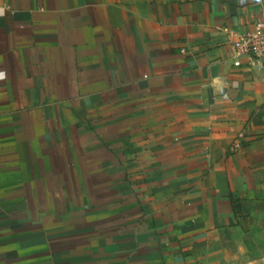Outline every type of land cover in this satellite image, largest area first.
Returning <instances> with one entry per match:
<instances>
[{
  "label": "crops",
  "instance_id": "1",
  "mask_svg": "<svg viewBox=\"0 0 264 264\" xmlns=\"http://www.w3.org/2000/svg\"><path fill=\"white\" fill-rule=\"evenodd\" d=\"M257 23L264 0H0V264H264V72L227 56Z\"/></svg>",
  "mask_w": 264,
  "mask_h": 264
},
{
  "label": "built area",
  "instance_id": "2",
  "mask_svg": "<svg viewBox=\"0 0 264 264\" xmlns=\"http://www.w3.org/2000/svg\"><path fill=\"white\" fill-rule=\"evenodd\" d=\"M227 56L229 64L236 70L246 72H264V23H257L246 33L231 34ZM238 144L232 143L228 150L237 149Z\"/></svg>",
  "mask_w": 264,
  "mask_h": 264
}]
</instances>
